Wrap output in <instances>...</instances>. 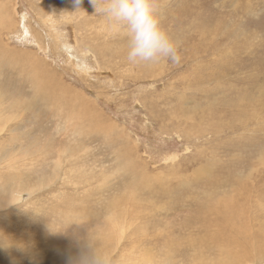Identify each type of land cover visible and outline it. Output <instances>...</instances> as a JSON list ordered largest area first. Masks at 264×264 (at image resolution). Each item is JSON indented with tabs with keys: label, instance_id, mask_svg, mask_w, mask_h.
I'll return each mask as SVG.
<instances>
[{
	"label": "rangeland",
	"instance_id": "374dc122",
	"mask_svg": "<svg viewBox=\"0 0 264 264\" xmlns=\"http://www.w3.org/2000/svg\"><path fill=\"white\" fill-rule=\"evenodd\" d=\"M157 3L179 63L0 0V264H264V0Z\"/></svg>",
	"mask_w": 264,
	"mask_h": 264
},
{
	"label": "clouds",
	"instance_id": "9594fccd",
	"mask_svg": "<svg viewBox=\"0 0 264 264\" xmlns=\"http://www.w3.org/2000/svg\"><path fill=\"white\" fill-rule=\"evenodd\" d=\"M82 0H74L79 5ZM96 15H103L110 28L127 41V60L132 64L179 63L177 42L161 23L157 0H90ZM70 264H112L109 255L90 239Z\"/></svg>",
	"mask_w": 264,
	"mask_h": 264
}]
</instances>
